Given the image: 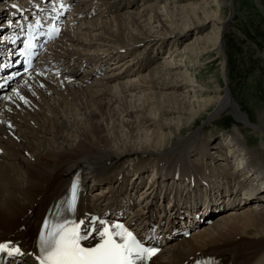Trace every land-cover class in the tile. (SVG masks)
Returning a JSON list of instances; mask_svg holds the SVG:
<instances>
[{"label": "bare ground", "instance_id": "1", "mask_svg": "<svg viewBox=\"0 0 264 264\" xmlns=\"http://www.w3.org/2000/svg\"><path fill=\"white\" fill-rule=\"evenodd\" d=\"M25 1L0 0V34L10 4ZM69 2L70 25L40 59L42 65L58 54L66 63L50 66L63 74L36 68L9 92L2 107L6 111L0 110V243L24 253L10 264H40V234L54 228L75 176L83 191L66 222L87 219L98 230L100 218L130 231L157 227L165 244L150 264H195L208 257L221 264H264V160L236 131L227 144L207 141L201 129L180 132L201 113L193 103L200 88L179 70L180 64L173 65L180 56L173 48L195 32L193 49L209 43L207 51L211 48L224 60V1L189 5L184 26L175 19L177 11L188 8L179 0H150L142 7L140 0ZM139 37L155 53L167 48L169 62L151 70L155 62L150 55L136 54ZM8 49L0 39V50ZM189 52L188 45L184 53ZM196 53L191 54L197 63ZM218 102L211 119L231 106L236 120L264 134V120L258 126L244 117L229 89ZM216 153L222 165L230 166L217 168ZM131 154L141 157L129 159ZM242 173L246 176L240 178ZM170 195L174 198L168 204ZM184 219L192 229L189 238L179 234ZM94 229L91 242L98 239Z\"/></svg>", "mask_w": 264, "mask_h": 264}, {"label": "rangeland", "instance_id": "2", "mask_svg": "<svg viewBox=\"0 0 264 264\" xmlns=\"http://www.w3.org/2000/svg\"><path fill=\"white\" fill-rule=\"evenodd\" d=\"M147 1L140 0V6L142 7L146 4H150V0L148 2ZM221 1H224L225 3L222 7V12L220 13L221 17L226 20L228 19V21L226 22V30L222 35V39L224 42L223 51L225 54V59L223 60L219 58L218 54H216V51L212 52L211 48H209L210 52H208L207 50L210 46L208 45L209 43L198 45L194 48L198 49L194 51L191 41L195 36V32L194 35L187 37V39L185 40H181L178 44L180 46L173 48L172 51L176 52L174 55H180L179 57H176V59L179 61H174L173 65L180 64V66L178 67L179 70L182 71V73L187 77L188 80L189 78H193V80L196 81V83L194 84L196 86H199L200 88H198L199 93H197L198 89L196 90L197 95H195L193 103L195 104V111L201 110V113L198 118L194 119L193 122L184 125L182 127L183 129L181 128L182 130H180V132L185 134L186 130L191 127L192 129L186 134H188L189 132L193 133V131L201 129V134L207 141L209 140L211 142L214 140L216 143L222 142L227 144L230 140L229 136H231V133L233 131H236L239 136H241L243 139L245 138L244 141L246 140L245 143L247 144L249 149L260 154L259 159L263 161V132L260 131V133L252 129V127L245 126L242 122L236 120L235 116L233 115V109L231 106L223 109L218 115L215 116L216 118L214 117L213 119H211L210 115L214 113L215 109L217 108L216 106L219 105L218 101L220 95H223L226 89H229V91L231 92V97L236 102V104L240 106V111L244 115V117L249 118L252 124L258 126L260 125L261 121L264 120V13L259 6L262 5V8H264V0ZM194 3H198V0H179V4L182 7H188L189 5H192ZM233 6L236 7V11L234 17L230 21V17L233 14ZM170 9L173 11V8ZM187 10H179L176 12L177 17L175 19L180 26H184V24L182 23L184 22L185 16H187L189 11H192L190 7H188ZM181 11H183L184 13H182ZM209 31L210 29L203 32L201 34V38L202 36H207L209 34ZM127 33L129 34V31ZM188 33L191 32L188 31ZM129 37H131V35H129ZM163 37L165 36L160 35L158 38L162 39ZM139 40L140 41L138 42L140 43H137L139 44V51L136 54L139 58H143L147 53V55H150L152 61L155 62L151 70H156L159 67L161 69L162 67H164L163 64L169 62L167 56L170 55L168 54L167 48L160 51V53L158 54L157 50L156 53L154 52L155 47H152L153 45L148 46L147 44H145L146 42L141 37H139ZM164 41L168 40L164 39L163 43ZM156 44H158V42ZM188 45L193 52H189L187 56L184 51ZM205 49L206 52L204 51ZM142 50H144V52ZM196 52H199L201 55V57L199 55V60L197 61V63L195 62V58H193L191 54L195 53L197 55ZM181 56H184L185 58H182V60ZM224 62L226 64H224ZM125 79L127 81L129 80V77H125ZM160 83L162 84V87L165 86L163 80H160ZM207 99H212V101L206 104L204 101ZM168 118L171 117L168 116ZM168 125L172 126L173 123H169ZM236 126H239L240 128H237ZM167 140L171 141V138L169 137L167 138ZM172 141H175V139H173ZM215 156L217 157L216 159L214 158V160H216L215 164L217 168H226L230 166L222 165L223 157L220 156L219 153H216ZM138 157H141V155H129V159H137ZM202 157L204 159V155ZM195 161H197L195 163H198L201 160ZM245 163H247V160L245 161ZM237 164L238 163H236L234 166L236 168H239ZM233 170L236 171L235 168L230 171L233 172ZM150 175L153 176L152 169H150L146 173L147 182H150L151 180ZM245 176L246 174L242 173V176L240 178H243ZM253 183L251 184V186L253 185ZM145 197H147V195ZM134 201L136 203L138 202L136 198ZM169 203L170 201H168V204ZM226 208H228V206Z\"/></svg>", "mask_w": 264, "mask_h": 264}, {"label": "snow or ice", "instance_id": "3", "mask_svg": "<svg viewBox=\"0 0 264 264\" xmlns=\"http://www.w3.org/2000/svg\"><path fill=\"white\" fill-rule=\"evenodd\" d=\"M22 98V97H21ZM73 203L76 185H72ZM80 223H84L81 221ZM103 223V221H98ZM47 226V224L45 225ZM119 231L113 232L109 227L97 231L101 240L95 247L84 248L81 240L89 239L90 233L80 234L79 226L65 229L62 226L54 231L40 234V248L43 258L40 264H147L156 254L155 248L145 247L136 236L123 225H115ZM119 237L122 242H117ZM23 255L19 247L9 249L7 243H0V253Z\"/></svg>", "mask_w": 264, "mask_h": 264}, {"label": "water", "instance_id": "4", "mask_svg": "<svg viewBox=\"0 0 264 264\" xmlns=\"http://www.w3.org/2000/svg\"><path fill=\"white\" fill-rule=\"evenodd\" d=\"M259 6H260L261 10H262L263 13H264V10H263L262 6H261V5H259ZM235 11H236V7L233 6V14H232V16L230 17V20L234 17V15H235Z\"/></svg>", "mask_w": 264, "mask_h": 264}]
</instances>
